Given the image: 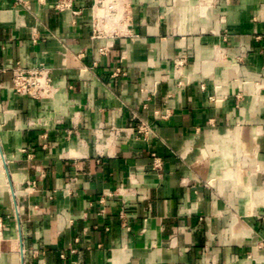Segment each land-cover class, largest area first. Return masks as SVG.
Listing matches in <instances>:
<instances>
[{
    "label": "crops",
    "instance_id": "obj_1",
    "mask_svg": "<svg viewBox=\"0 0 264 264\" xmlns=\"http://www.w3.org/2000/svg\"><path fill=\"white\" fill-rule=\"evenodd\" d=\"M58 1L0 0V264H264V0H132L112 40Z\"/></svg>",
    "mask_w": 264,
    "mask_h": 264
},
{
    "label": "built area",
    "instance_id": "obj_2",
    "mask_svg": "<svg viewBox=\"0 0 264 264\" xmlns=\"http://www.w3.org/2000/svg\"><path fill=\"white\" fill-rule=\"evenodd\" d=\"M42 1V0H39ZM55 8L59 12L70 11L74 16L80 14L74 10L72 0H59ZM92 34L93 40L114 38L135 39L138 35L133 29V4L132 0H92ZM109 45L101 47L99 52L106 55ZM185 65V59L176 62L177 68ZM11 72L12 90L19 97L30 98L36 101L51 99L56 92L53 82L52 68L46 64L39 63L30 68L24 67L20 62L12 68L2 69L3 73ZM117 73H120L119 70ZM141 132L147 130V126L142 125ZM0 219V229L2 228Z\"/></svg>",
    "mask_w": 264,
    "mask_h": 264
}]
</instances>
